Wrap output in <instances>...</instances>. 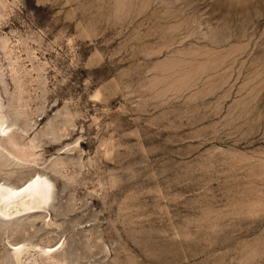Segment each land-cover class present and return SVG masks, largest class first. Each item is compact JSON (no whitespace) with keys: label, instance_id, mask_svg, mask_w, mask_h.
I'll return each instance as SVG.
<instances>
[{"label":"rangeland","instance_id":"rangeland-1","mask_svg":"<svg viewBox=\"0 0 264 264\" xmlns=\"http://www.w3.org/2000/svg\"><path fill=\"white\" fill-rule=\"evenodd\" d=\"M0 117V264H264V0H0Z\"/></svg>","mask_w":264,"mask_h":264},{"label":"bare ground","instance_id":"bare-ground-1","mask_svg":"<svg viewBox=\"0 0 264 264\" xmlns=\"http://www.w3.org/2000/svg\"><path fill=\"white\" fill-rule=\"evenodd\" d=\"M3 125L4 121L0 117V131H4ZM2 187L3 186L0 185V190ZM4 189V192L0 194V204L3 205L5 214H11L22 211L20 209V201L23 203L22 200L25 202V210L35 207L40 208V206L45 204L49 199L51 184L44 178L37 176L27 182L22 188L6 187Z\"/></svg>","mask_w":264,"mask_h":264}]
</instances>
